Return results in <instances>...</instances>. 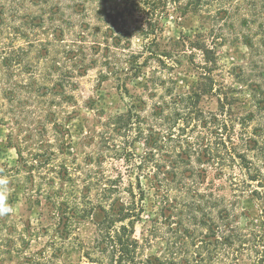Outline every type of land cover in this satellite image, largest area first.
Here are the masks:
<instances>
[{
	"label": "trees",
	"instance_id": "obj_1",
	"mask_svg": "<svg viewBox=\"0 0 264 264\" xmlns=\"http://www.w3.org/2000/svg\"><path fill=\"white\" fill-rule=\"evenodd\" d=\"M127 3L140 16L145 40L126 61L141 90L110 124L132 130V178L105 175L91 156L85 168L56 167L64 145L52 114L54 147L26 133L12 145L17 165L0 167L6 195L19 187L30 209L43 201L47 207L21 228L0 219V264H264V205L257 227L242 224L238 208L247 195L264 203V0ZM6 17L20 21L14 31L23 45L10 35L4 49L2 29V65L24 66L32 75L39 69L43 80L57 76L54 94L70 91L72 105L79 78L102 60L107 81L116 73L111 53L131 51L132 35L118 36L117 18L94 1L0 0V26ZM191 17L204 29L160 44L165 20L180 26ZM236 45L247 47L243 62L222 65L220 49ZM240 94L248 95L247 111ZM16 95L1 93V121ZM205 99H215L217 108L204 106ZM85 223L94 227L89 239L78 236Z\"/></svg>",
	"mask_w": 264,
	"mask_h": 264
},
{
	"label": "rangeland",
	"instance_id": "obj_2",
	"mask_svg": "<svg viewBox=\"0 0 264 264\" xmlns=\"http://www.w3.org/2000/svg\"><path fill=\"white\" fill-rule=\"evenodd\" d=\"M56 1H65L71 4L82 1L96 2L108 16L117 18L118 23L114 31L119 34L118 36L124 32L132 35L130 39L131 51L125 53L119 51L115 55L111 53V67L116 68V73L109 74L107 81H101L102 76L106 75L102 60H99V64L90 69L86 76L79 78L78 89L74 93L76 97L74 105L67 102L65 98L66 95L71 94L70 91L62 96L54 94L53 88L57 76L53 81L43 80L38 76L39 69L32 75L29 74V71L25 72L24 66H17L12 71H8L1 63V56L0 95L6 89L14 91L17 95L13 97V102L9 103L4 111L3 120H0V167H15L17 165L18 150L12 145H21V139L26 133H32L38 144L44 141V143H51L54 147L56 132L53 129V124L49 121L53 114L62 132L61 135L58 134V140L64 145L63 154H60L54 161L56 167L65 164L71 167L85 168L87 157L91 156L92 159L102 163L101 171L105 175L116 177L123 174L125 182L128 183V180L132 178V130H119V126L116 127L110 123L128 112L132 105V94L137 89L141 90L139 84L141 80L134 79L133 72L129 71V68L127 69L126 64L131 53L142 51L145 44L144 38L139 35L137 30L141 25L140 16L132 12V7L127 3L128 0ZM164 24L161 45L167 44L170 40H178L182 35L192 37L202 28L204 29L202 21L196 17L189 18L180 26L171 20H165ZM19 26L18 19L15 18L13 23H9L7 17L5 26H0V31L2 29L4 31L2 40L4 49H7L12 40L6 38H9L10 35H13L16 47L23 45L21 38L17 37L14 31ZM123 37L126 39L125 35ZM3 48L0 53L4 56ZM88 50L91 55L92 51ZM16 52V55L21 53L20 49ZM246 53L247 47L244 45L226 46L219 51L220 63L232 68L243 62ZM94 57L98 58L99 55ZM103 72L104 74H101ZM39 79L42 80L39 81ZM61 80L66 81L67 84L66 77L61 76ZM29 85L32 86L27 87ZM237 97L244 103L242 105L245 110H249L248 95L240 94ZM203 105L216 109L217 101L205 99ZM261 123L264 127V119ZM10 137L14 139L12 143H10ZM35 147L38 148V146ZM119 147L125 150L121 151ZM136 150L142 154L143 145L138 144ZM35 151L39 152V150ZM26 196V191L19 187L8 192L7 203L12 211L7 215L0 216V219H8L21 228L28 219L31 218L34 221L41 216L42 212H47L46 201H43V206L30 209L26 204ZM263 205V201L256 200L249 195L240 199L238 208L243 213L241 223L253 227L260 225ZM141 232V228H138V236ZM93 234L94 227L89 223L83 224L78 232L81 239H89L93 237Z\"/></svg>",
	"mask_w": 264,
	"mask_h": 264
},
{
	"label": "clouds",
	"instance_id": "obj_3",
	"mask_svg": "<svg viewBox=\"0 0 264 264\" xmlns=\"http://www.w3.org/2000/svg\"><path fill=\"white\" fill-rule=\"evenodd\" d=\"M7 185V179L0 177V216L7 215L12 211L11 207L7 203L6 198Z\"/></svg>",
	"mask_w": 264,
	"mask_h": 264
}]
</instances>
